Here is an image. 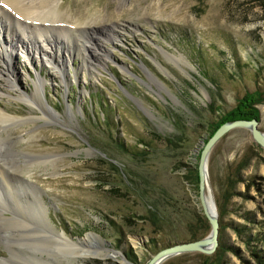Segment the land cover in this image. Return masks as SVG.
<instances>
[{
	"label": "rangeland",
	"instance_id": "374dc122",
	"mask_svg": "<svg viewBox=\"0 0 264 264\" xmlns=\"http://www.w3.org/2000/svg\"><path fill=\"white\" fill-rule=\"evenodd\" d=\"M54 2L58 25L84 28L76 44L86 42V52L71 43L70 52L58 48L56 62L70 58L62 76L47 52L27 59L19 42L13 89L0 76V108L29 119L5 129L18 141L10 155L18 168L30 156L48 161L22 174L11 170L28 182L14 196L51 237L63 232L77 241L91 234L115 257L82 264H147L166 247L207 237L194 179L210 131L256 92L255 119L264 135V0ZM24 33L21 39L32 35L49 50L43 45L51 34ZM37 85L42 107L19 100ZM207 171L214 202L230 197L221 242L231 249L220 254L217 245L211 254L183 253L161 264H260L255 255L264 264V147L249 129H233L211 149ZM21 237L0 239L2 264H70L41 245L45 240Z\"/></svg>",
	"mask_w": 264,
	"mask_h": 264
},
{
	"label": "bare ground",
	"instance_id": "6f19581e",
	"mask_svg": "<svg viewBox=\"0 0 264 264\" xmlns=\"http://www.w3.org/2000/svg\"><path fill=\"white\" fill-rule=\"evenodd\" d=\"M59 22L61 21L58 19L56 3L54 0H0V62L1 64L5 65V70H0V76H2V73L5 74V78L7 80L6 83L9 84L11 89H13V87L10 85V83L14 85V80H11L10 78L14 77L15 75V69H13L11 66L12 57L13 54H16V51L19 48L17 45L19 42L22 44L21 49H25L26 51L27 59H32L35 54L37 55L38 52L42 53L43 56L44 52H47L49 54L47 55V60L49 59L48 63H50L51 67L54 69L59 67L60 69L57 74H61L62 76L64 74L62 73V71H64L62 69L67 67L70 58L67 57L62 61L56 62V60L52 58V54L55 55L56 52H59L58 48L60 47H66L70 52V50L73 48H69V46L72 44V46H75L77 49H81L82 51L86 52V42L81 43L79 47L77 46L78 44H76L77 42H80L79 39L82 38L81 35L85 31L84 28L77 27L76 25L74 28L66 29L63 26L58 25ZM24 31H29V33L35 32L34 34L37 33L36 35L40 36V38H44L43 35H40L41 33H45L47 35L51 34L49 37L46 36L44 38L45 45H43L49 50L47 51L45 47L44 49L41 48L32 35L31 37L25 36L21 39L19 36L23 37L25 34ZM61 38H68V41L61 40ZM23 44L31 47L30 51L29 48H25ZM67 50L65 49V51ZM94 53L93 55L97 57L95 55L96 53ZM57 74H53L51 72V76L53 77H56ZM37 82L40 84L39 81ZM1 85L2 83L0 81V86ZM38 85L35 86L36 91L34 94L26 96V100L23 98V95L19 97V100L24 103L37 102V104H39ZM39 106L41 105L39 104ZM40 109L42 110V108ZM42 111L45 112L44 110ZM26 121L15 119L11 117L5 110L0 108V134H5V137H0V187H3V190L10 198L6 204L3 201V193L0 190V221H2L0 224V239L10 241L16 239L18 236H22L21 238L26 237L29 240L33 239L34 237L37 239L34 244L45 240V244L41 245L49 248L50 250L52 249V251L57 255H62L61 258H64L66 261L70 262V264H82L84 260L91 258L114 259L115 257L106 255L100 250V248L97 246V242L91 234L87 235L84 239L77 241H72L66 237L63 232L56 236H52V238L46 231L42 230V227L40 228L39 216L35 213H30L28 210L29 207L23 208L24 202H22V200H18L14 196L17 194L15 192L16 189L23 186H28V182L22 178V176L12 173L11 170L13 172L22 174V171L28 167H34L35 165L45 164L48 162L42 161L41 158H32L30 156L26 157L25 161L27 162H24L25 166L23 168H18L20 163L13 155H10V150L12 149L14 143H17L18 141H15L5 129L10 128L11 125H15L17 123L22 124ZM30 189L33 191L32 187H30ZM11 193L12 196L10 197ZM23 194L27 195L26 192L21 191V195ZM29 196H31V198L34 200L37 199V195L34 192H30ZM12 201L14 203L11 205ZM209 201L211 203L210 199ZM17 202H20L22 205ZM34 204L36 206V210H40L41 203L39 199L36 200ZM6 208L10 210V213L12 214L11 216L5 215V210H7ZM207 209L213 216L214 212L212 210V206L208 207ZM30 224H34L35 227L31 226ZM32 229H35L36 232H31ZM9 243L11 244V242ZM4 262H7L5 258L0 259V264Z\"/></svg>",
	"mask_w": 264,
	"mask_h": 264
},
{
	"label": "water",
	"instance_id": "95a60500",
	"mask_svg": "<svg viewBox=\"0 0 264 264\" xmlns=\"http://www.w3.org/2000/svg\"><path fill=\"white\" fill-rule=\"evenodd\" d=\"M258 121L256 119L247 120H234L231 122L220 125L212 136L209 137L207 142L203 145V149L200 152L199 161L197 165L198 172V198L202 207V212L208 220L210 226V232L207 237L186 243H178L173 246L166 247L160 250L157 254L151 257L147 264H160L163 261L183 253L201 252L204 254H211L218 245V214L216 211L215 202L213 199L209 176L207 171L208 156L214 145L229 131L236 128L249 129L252 140L264 147V135L258 130ZM206 194L209 195L211 200V206L213 210V216L206 206Z\"/></svg>",
	"mask_w": 264,
	"mask_h": 264
},
{
	"label": "trees",
	"instance_id": "16d2710c",
	"mask_svg": "<svg viewBox=\"0 0 264 264\" xmlns=\"http://www.w3.org/2000/svg\"><path fill=\"white\" fill-rule=\"evenodd\" d=\"M259 94H257L256 92L254 93H250V94H245L237 103V105L235 106V108L233 110H231L229 113H227L223 118H221L217 124L215 125V127L210 131V136H212L214 134V132L217 130V128L227 122H231L234 120H252L256 118V113L257 110L255 109L254 105L258 103L259 101ZM108 120V118H107ZM117 144H119V146L121 148H123V144L121 142L116 141ZM141 143H144L143 141H141ZM129 154H133V152H129L127 151ZM194 183L198 185V172L197 169L195 170V179H194ZM230 199V197L224 198L225 202H228ZM219 203L217 200H215L216 203V210H217V214H218V224H219V232H218V252H220V254L224 253V251H226L227 249H231L228 248L224 245L223 242H221L222 238H221V231L224 230L223 225H222V220L223 217L226 215V203ZM200 224H202V227L204 229V232L207 233L210 230V226L208 223L207 218L205 217V215L202 212V217H200ZM237 230V229H236ZM241 231V230H240ZM240 231H237L238 233H240ZM259 235H257L258 237ZM249 239V238H248ZM127 258L130 259L131 257H133V253L131 250H129L126 254ZM256 258L259 259L260 264H262V258L259 257L258 255H255Z\"/></svg>",
	"mask_w": 264,
	"mask_h": 264
}]
</instances>
